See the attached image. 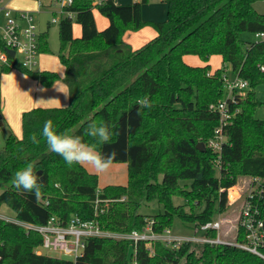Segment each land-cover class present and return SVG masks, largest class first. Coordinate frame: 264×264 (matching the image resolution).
I'll return each mask as SVG.
<instances>
[{
    "label": "trees",
    "instance_id": "trees-1",
    "mask_svg": "<svg viewBox=\"0 0 264 264\" xmlns=\"http://www.w3.org/2000/svg\"><path fill=\"white\" fill-rule=\"evenodd\" d=\"M32 1L44 6L43 0ZM258 1L264 0H164L166 19L151 22L141 16L148 0L126 5L72 0L63 10L74 17L58 20L62 77L25 69L12 59L10 67L0 66V73L16 69L44 88L61 81L69 99L66 107L23 112L21 137L7 136L0 152V208L5 205L15 220L27 224L45 225L50 218L66 224L78 217L113 233L142 232L149 226L161 234L177 219L193 236L214 239V230L201 228L227 210L228 190L241 178H256L264 189V120L255 117L264 106V98H257V89L264 88V39L241 38L264 34V14L253 7ZM94 10L109 22L102 31L96 29ZM74 24L80 27L79 37L72 35ZM144 27L156 36L133 50L123 36ZM41 52L50 53L47 32L39 35ZM189 55L203 65L187 64L184 57ZM212 56H219L222 66L210 72ZM227 70L246 81L248 89L236 92L233 102L226 100L230 119L222 127L220 150L214 152L209 144L218 138L221 123L210 106L224 100ZM145 96L151 109L136 103ZM48 120L55 131L69 135H82L92 120L119 131L108 144L82 138L102 154L117 152L113 164H126V184L99 189L97 175L79 164L69 167L48 149L42 135ZM198 143L204 152L196 149ZM28 164L44 180L39 203L12 183L16 171ZM143 203H156L162 211L144 215ZM243 239L237 228L229 241ZM41 243L38 233L0 219V264H264V259L229 245L186 242L172 249L159 241L133 244L106 238H88L73 262L37 254Z\"/></svg>",
    "mask_w": 264,
    "mask_h": 264
},
{
    "label": "built area",
    "instance_id": "built-area-1",
    "mask_svg": "<svg viewBox=\"0 0 264 264\" xmlns=\"http://www.w3.org/2000/svg\"><path fill=\"white\" fill-rule=\"evenodd\" d=\"M136 1L138 0H133V2ZM54 2H57L60 6V16L64 14L68 18L74 17L73 13L63 10L65 7L71 5L72 0H58ZM4 18L5 23L0 27V66L10 67V59H12L16 60L21 67L32 70L36 65V58L39 54L38 41L40 35V33L36 32L32 14L26 11L13 12L7 9L4 11ZM55 21V19H52V23ZM256 37L264 39V34H258ZM7 50L14 52L12 58L7 54ZM225 88L228 91V97L217 103L216 106H210V109H214L219 113L221 123L220 129L217 131L219 134L218 138L209 144V147L214 152L220 150V144L224 141V137L221 134L222 127L230 119L226 100L230 99L233 102L234 94L246 91L248 83L235 78L232 83H227ZM260 185L261 181L256 178L248 180V192L241 202L235 221L236 229H240L244 234L242 243H234L220 237L221 220L202 226V231L210 229L216 232V237L209 239L205 237L173 235L170 229L164 230L161 234H154L151 232L149 226L142 232L113 233L101 230L98 223L94 220L83 221L78 217H72L66 224H62L56 218H50L45 225L40 226L19 222L14 218L4 216L0 217V219L19 225L26 231L38 233L42 238L40 246L42 249L57 254L59 258L69 259L73 262L83 254L85 241L88 238L128 240L133 244L139 241H159L172 249H177L181 244L186 242L229 245L264 259V254L261 251L264 249V189H261Z\"/></svg>",
    "mask_w": 264,
    "mask_h": 264
},
{
    "label": "rangeland",
    "instance_id": "rangeland-1",
    "mask_svg": "<svg viewBox=\"0 0 264 264\" xmlns=\"http://www.w3.org/2000/svg\"><path fill=\"white\" fill-rule=\"evenodd\" d=\"M6 1L8 0H4V2ZM15 1L17 2L21 0ZM163 1L164 0H148L147 4L144 5L145 11H147V13L154 12L155 14H157L158 11H160V7L163 6L165 11L162 21H164L166 19V5ZM43 2L44 6L40 7L37 12L32 13V17L34 20L36 32H47V47L50 53H39L36 58V65L32 68L31 71L49 70L61 75L62 66L57 58L59 49V27L57 21L59 20L60 16V6L57 2L49 3L48 0H43ZM25 3L32 5L33 2L27 1ZM152 3L158 4L156 9L151 6ZM18 7L19 4L14 3L10 4L8 6V9L18 12L24 11L21 9H16ZM253 7L257 13L264 14V1H258L254 3ZM93 15L94 19L96 20L97 28H100L102 21H104V17L100 16L97 10H94ZM62 17H66V15L63 14ZM52 19H55L56 21L52 23ZM77 27V24L73 25L75 36L79 35V30ZM137 32L138 31L134 33L132 32V34H137ZM241 38L246 41H254L258 39L257 37L249 34H242ZM184 60L191 66L203 65L202 61L197 56L189 55L184 57ZM208 64L210 67V72H213L222 66L221 58L219 56H212L210 57ZM234 80V75L230 73L229 70H227V80L225 87L227 83H232ZM225 87L223 91L224 99L228 97V91ZM39 88H41V86L38 85L34 80L30 79L28 76L16 69L11 68L6 73H0V117L3 116L2 119L0 118V152L3 150L5 140L9 134H12L16 137L21 136V128L19 125L20 118L18 116V111L26 104H38L37 102H39L41 98L37 90ZM257 98L260 100L264 98V88L260 87L257 89ZM255 117L256 119L264 120V106L256 111ZM6 118L10 120V124L8 123V120ZM16 128H18V132H16ZM88 169L90 170V172L97 175L99 189L108 185H124L127 181V166L124 163L112 164L111 167L105 172L98 173L89 165ZM247 192L248 180L242 178L238 181L236 186L228 190V208L223 214L218 215L217 217V220L222 221L220 227V237L222 239L229 241L234 238L236 230L235 221L240 210L241 202L246 196ZM175 202L181 203L180 200H175ZM161 211V207L157 206L156 203H152L150 205L143 203L140 209V212L144 215H153ZM2 216L14 218L12 211L5 205L0 208V217ZM171 232L173 235L193 236V232L190 227L188 225L182 224L177 219H174L173 221ZM36 252L44 256L59 258L57 254L46 251L41 247L37 248Z\"/></svg>",
    "mask_w": 264,
    "mask_h": 264
},
{
    "label": "clouds",
    "instance_id": "clouds-1",
    "mask_svg": "<svg viewBox=\"0 0 264 264\" xmlns=\"http://www.w3.org/2000/svg\"><path fill=\"white\" fill-rule=\"evenodd\" d=\"M67 95L65 94L66 97ZM136 103L141 108L151 109L153 107L147 96L137 99ZM42 135L46 140L48 149L60 156L69 167L74 164L89 165L98 173L105 172L111 167L118 155L115 150L108 154H102L97 150L95 143H85L82 138L83 136L91 137L99 144H108L114 135L119 136V131H114L107 123L98 124L92 120L84 128L82 135H69L55 131L53 122L48 120L44 123ZM31 139L33 142H38L35 136ZM12 183L18 191L22 190L34 194L39 203L43 184L32 164L16 171Z\"/></svg>",
    "mask_w": 264,
    "mask_h": 264
},
{
    "label": "crops",
    "instance_id": "crops-1",
    "mask_svg": "<svg viewBox=\"0 0 264 264\" xmlns=\"http://www.w3.org/2000/svg\"><path fill=\"white\" fill-rule=\"evenodd\" d=\"M27 1H32V0H26V1L21 0V1H17V2L15 0H8V1H6L7 3L4 2V0H2L0 2V27L3 26L5 23L4 11L8 9V6L10 4L18 3L19 7L16 9L24 10L21 12L26 11V12H30L31 14L37 12V10L40 8L39 3L36 1H32L33 2L32 5H29L28 3H25ZM114 3L117 5H126V4L133 3V0H114ZM151 6H153V8L156 9L158 4L152 3ZM164 11H165V9L162 6V7H160V11H158L157 14H155L154 12L147 13V11H145V7L143 5L141 8V16H142V19L144 21L161 22L163 20ZM13 12H18V11H13ZM93 12H92V14H93ZM93 17H94V15H93ZM94 21H95V26H96V20L94 19ZM108 25H109L108 20L106 18H104V21H102V23H101V27L97 28V26H96V29H97V31H102L105 28H107ZM77 28L79 30V35L75 36L74 29H72L73 37H79L80 36V27L78 26ZM155 36H156V33L152 29L143 28L140 31H138L137 34H132V32H126L123 36V41L125 43L129 44L133 50H136V49H139L140 47H142L143 45H145L150 40H152ZM47 71H49V70H47ZM57 75H59L60 77L63 76V67H62L61 75L60 74H57ZM37 90L41 96L40 101L37 102L38 104H33V103L32 104H26L25 106H23L18 111L19 112L18 116L20 118V124H19L20 128H21V114L25 111L31 110L33 108H62V107L68 106V104H69L68 95H67V97L65 96V94H68L66 86L61 81L55 82L50 88H44L41 86V88H39ZM2 118H3V116H1V119ZM6 119L8 120V123L10 124V120L8 118H6ZM16 129H17L16 132H18L19 131L18 128H16ZM20 137H17V138H20ZM82 166L89 173H92L88 169V165H82ZM13 217H14V214H13Z\"/></svg>",
    "mask_w": 264,
    "mask_h": 264
},
{
    "label": "water",
    "instance_id": "water-1",
    "mask_svg": "<svg viewBox=\"0 0 264 264\" xmlns=\"http://www.w3.org/2000/svg\"><path fill=\"white\" fill-rule=\"evenodd\" d=\"M6 52H7V54H8L11 58L14 56V52H13V51H9V50H7ZM0 118H1V117H0ZM196 149H197L198 151H200V152H204V145H203L202 143H198V144L196 145ZM36 174L41 178V182L43 183L44 180H43V177L41 176V171L37 172Z\"/></svg>",
    "mask_w": 264,
    "mask_h": 264
}]
</instances>
